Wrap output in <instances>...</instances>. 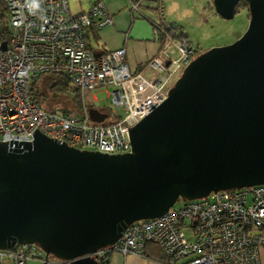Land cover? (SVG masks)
Returning a JSON list of instances; mask_svg holds the SVG:
<instances>
[{
  "label": "water",
  "instance_id": "95a60500",
  "mask_svg": "<svg viewBox=\"0 0 264 264\" xmlns=\"http://www.w3.org/2000/svg\"><path fill=\"white\" fill-rule=\"evenodd\" d=\"M238 1L211 3L229 20ZM242 1L241 36L192 58L129 128L128 153L78 150L38 132L20 149L0 142V251L35 245L61 264H97L128 225L177 200L264 185V0ZM87 116L107 118L93 108Z\"/></svg>",
  "mask_w": 264,
  "mask_h": 264
},
{
  "label": "built area",
  "instance_id": "2783aa9c",
  "mask_svg": "<svg viewBox=\"0 0 264 264\" xmlns=\"http://www.w3.org/2000/svg\"><path fill=\"white\" fill-rule=\"evenodd\" d=\"M152 1V39L159 50L145 63L151 73L146 78L129 71L123 48L95 53L86 45L88 30L111 24L101 0L78 14L69 12L67 0H35L34 5L32 0H0L7 33L6 44H0V142L20 149L38 132L78 150L128 153L129 128L165 100L197 52L187 40L166 32L161 0ZM140 5L135 0L129 9L141 16ZM47 75L66 79L77 96V112L55 113L33 101L32 83ZM96 90H104L110 113L120 112L112 122L89 121L87 111L93 107L85 104L84 94ZM146 243L161 250L163 264H261L264 185L211 192L174 204L157 218L133 222L111 246L96 252V259L114 253L142 255ZM2 257L12 264L47 261L35 245H15L0 251Z\"/></svg>",
  "mask_w": 264,
  "mask_h": 264
},
{
  "label": "crops",
  "instance_id": "0c3cea01",
  "mask_svg": "<svg viewBox=\"0 0 264 264\" xmlns=\"http://www.w3.org/2000/svg\"><path fill=\"white\" fill-rule=\"evenodd\" d=\"M94 1L97 0H67L69 12L71 14L85 12ZM101 1L111 24L109 27L100 30L90 29L87 31L86 39L89 47L95 53L123 48L125 51L124 62L129 71L150 78L151 73L145 69V63L155 56L159 50V43L152 39L153 28L151 22L156 17V12L153 9L154 2L152 0H141L139 8L141 17L129 9L130 3L135 0ZM163 13H165L164 10ZM164 22L175 29V25L167 22L165 15ZM185 40L188 41L187 38ZM142 251V255L111 254L108 264H163V257L155 246L146 244ZM260 263L264 264V250L260 255ZM0 264H10V261L8 258L2 257L0 258Z\"/></svg>",
  "mask_w": 264,
  "mask_h": 264
},
{
  "label": "rangeland",
  "instance_id": "374dc122",
  "mask_svg": "<svg viewBox=\"0 0 264 264\" xmlns=\"http://www.w3.org/2000/svg\"><path fill=\"white\" fill-rule=\"evenodd\" d=\"M164 15L169 24L175 25V31L182 33L198 51H205L214 47H222L231 44L244 32L247 25L246 8H237L233 17L229 20L222 19L215 14L210 0H161ZM195 57V56H193ZM180 74V73H179ZM176 80V78H175ZM43 80L39 84V92L44 93L42 97H36V101L41 103L45 110L55 113L73 111L74 92L60 91L55 87H47ZM112 88H106L111 91ZM91 95L95 100H92ZM84 102L87 106L99 111L107 112L104 123L113 121V114L110 113L108 98L104 90L86 91ZM182 204V200H177L175 204ZM10 264L11 260L9 259ZM55 259L51 256L47 264H55ZM26 264H40L36 260L27 261Z\"/></svg>",
  "mask_w": 264,
  "mask_h": 264
},
{
  "label": "trees",
  "instance_id": "16d2710c",
  "mask_svg": "<svg viewBox=\"0 0 264 264\" xmlns=\"http://www.w3.org/2000/svg\"><path fill=\"white\" fill-rule=\"evenodd\" d=\"M239 7L240 8H246V3L244 1H242V0H239L238 3H237V5H236V7H235V12H236V9L239 8ZM4 18H5L4 9L2 8V5L0 4V44L1 45H5L6 44V40H7V33H6V27H5ZM167 27L168 28L166 29V32L168 34H170L171 37H173V38H183V39H186V36H184L182 33L175 32L174 29L172 28V26H170V25L168 26L167 25ZM85 43L89 47L88 40L86 39V37H85ZM201 52L202 51H198L197 50V52L195 53V56L198 55ZM43 80L46 82L45 85H47V87H50V88L51 87H55V88H58L60 91H72V92H74L68 86V83H67L66 79L63 76H55V75L54 76H52V75L41 76L40 78H38L37 80H35L32 83V85H31V97H32L33 101H35L39 105H41V103L39 101H36V97H42V95L44 94V93H40L39 92V84ZM73 96H74V98H73V102H74L73 103V106H74L73 107L74 108L73 112H77V109H79V105H78V101H77V96H76V94H74ZM68 112H71V111H66V112H63V113H68ZM185 202L186 201H183L182 200V204L185 203ZM178 204H180V203H178ZM175 205H177V204H175ZM146 244H150V245L155 246L160 251V253H161L162 257H163V254H162L161 250L156 245L151 244V243H146ZM110 255L111 254H105L102 258L97 259V264H108V260H109V256ZM49 257L50 256H47V260H48ZM58 262H59L58 260L55 261L56 264ZM163 262H164V257H163ZM45 264H47V261H46Z\"/></svg>",
  "mask_w": 264,
  "mask_h": 264
},
{
  "label": "clouds",
  "instance_id": "9594fccd",
  "mask_svg": "<svg viewBox=\"0 0 264 264\" xmlns=\"http://www.w3.org/2000/svg\"><path fill=\"white\" fill-rule=\"evenodd\" d=\"M32 4H33V5L35 4V0H32Z\"/></svg>",
  "mask_w": 264,
  "mask_h": 264
},
{
  "label": "flooded vegetation",
  "instance_id": "af4514ba",
  "mask_svg": "<svg viewBox=\"0 0 264 264\" xmlns=\"http://www.w3.org/2000/svg\"><path fill=\"white\" fill-rule=\"evenodd\" d=\"M194 56H195V54H194ZM59 262H60V261H59ZM59 262H58V263H59ZM58 263H57V264H58ZM59 264H60V263H59Z\"/></svg>",
  "mask_w": 264,
  "mask_h": 264
}]
</instances>
